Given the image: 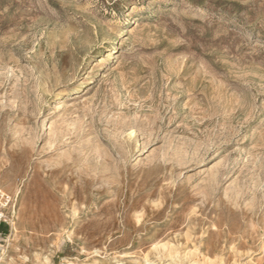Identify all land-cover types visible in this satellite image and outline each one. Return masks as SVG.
<instances>
[{
    "label": "rangeland",
    "instance_id": "rangeland-1",
    "mask_svg": "<svg viewBox=\"0 0 264 264\" xmlns=\"http://www.w3.org/2000/svg\"><path fill=\"white\" fill-rule=\"evenodd\" d=\"M0 192V264H264V0H0Z\"/></svg>",
    "mask_w": 264,
    "mask_h": 264
},
{
    "label": "built area",
    "instance_id": "built-area-1",
    "mask_svg": "<svg viewBox=\"0 0 264 264\" xmlns=\"http://www.w3.org/2000/svg\"><path fill=\"white\" fill-rule=\"evenodd\" d=\"M10 199L0 192V223L4 222L3 209L9 205Z\"/></svg>",
    "mask_w": 264,
    "mask_h": 264
},
{
    "label": "bare ground",
    "instance_id": "bare-ground-1",
    "mask_svg": "<svg viewBox=\"0 0 264 264\" xmlns=\"http://www.w3.org/2000/svg\"><path fill=\"white\" fill-rule=\"evenodd\" d=\"M9 214H10V217H12V218L15 217V208L13 206L10 207Z\"/></svg>",
    "mask_w": 264,
    "mask_h": 264
}]
</instances>
